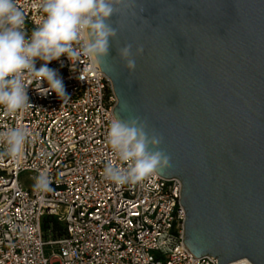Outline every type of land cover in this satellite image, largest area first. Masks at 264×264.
<instances>
[{"label":"water","instance_id":"1","mask_svg":"<svg viewBox=\"0 0 264 264\" xmlns=\"http://www.w3.org/2000/svg\"><path fill=\"white\" fill-rule=\"evenodd\" d=\"M137 5L135 16L111 17L117 37L98 64L113 115L139 116L163 137L171 166L157 173L181 182L184 244L195 256L264 264V0ZM125 44L134 72L117 56Z\"/></svg>","mask_w":264,"mask_h":264},{"label":"built area","instance_id":"2","mask_svg":"<svg viewBox=\"0 0 264 264\" xmlns=\"http://www.w3.org/2000/svg\"><path fill=\"white\" fill-rule=\"evenodd\" d=\"M38 3L17 0L29 35L43 16ZM48 67L67 97L25 76L30 105L15 113L0 107V131L28 130L18 157H0V264H217L184 244L177 177L156 172L134 185L104 178L105 164L120 161L106 139L116 96L98 64L61 56ZM41 174L51 190L36 189ZM44 218L51 219L45 228Z\"/></svg>","mask_w":264,"mask_h":264},{"label":"clouds","instance_id":"3","mask_svg":"<svg viewBox=\"0 0 264 264\" xmlns=\"http://www.w3.org/2000/svg\"><path fill=\"white\" fill-rule=\"evenodd\" d=\"M137 0H39L41 22L30 35L25 30V15L17 0H0V107L15 113L30 105L25 76L40 86L47 82V93L66 96L61 78L48 64L66 56L71 62L83 55L93 64L109 57L110 41L117 37L111 17L124 12L136 15ZM144 9L141 6L140 11ZM117 56L129 72L136 69L132 45L116 48ZM143 45L135 55H143ZM37 60L42 61L39 69ZM123 109H127L125 103ZM147 122L139 116L128 119L114 117L108 126L107 143L120 164H105L104 178L117 185L137 184L152 174L169 168L170 157L159 150L163 137L146 131ZM28 137V130L17 126L0 131L4 150L0 157H18ZM157 149V150H153ZM126 165V167L124 166ZM35 187L51 190L49 178L41 174Z\"/></svg>","mask_w":264,"mask_h":264},{"label":"rangeland","instance_id":"4","mask_svg":"<svg viewBox=\"0 0 264 264\" xmlns=\"http://www.w3.org/2000/svg\"><path fill=\"white\" fill-rule=\"evenodd\" d=\"M21 182L23 183V184H25V185H28L29 183H30V181H29V179L27 178V175L26 174H24V175H22V177H21ZM46 253L48 252V248L46 247ZM52 264H59L57 261H53L52 262Z\"/></svg>","mask_w":264,"mask_h":264},{"label":"trees","instance_id":"5","mask_svg":"<svg viewBox=\"0 0 264 264\" xmlns=\"http://www.w3.org/2000/svg\"><path fill=\"white\" fill-rule=\"evenodd\" d=\"M50 220L51 219L49 218H44V228L46 227L45 222L50 221ZM55 227H57L56 224H53V229H55Z\"/></svg>","mask_w":264,"mask_h":264},{"label":"bare ground","instance_id":"6","mask_svg":"<svg viewBox=\"0 0 264 264\" xmlns=\"http://www.w3.org/2000/svg\"><path fill=\"white\" fill-rule=\"evenodd\" d=\"M241 261H245V260H240V261H237L236 263H238V262H241ZM246 262V261H245ZM247 263V262H246ZM247 264H249V263H247Z\"/></svg>","mask_w":264,"mask_h":264}]
</instances>
